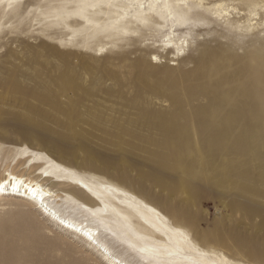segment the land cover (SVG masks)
<instances>
[{
	"label": "rangeland",
	"instance_id": "obj_1",
	"mask_svg": "<svg viewBox=\"0 0 264 264\" xmlns=\"http://www.w3.org/2000/svg\"><path fill=\"white\" fill-rule=\"evenodd\" d=\"M9 172L123 263L264 264V0H0ZM0 195V264H107Z\"/></svg>",
	"mask_w": 264,
	"mask_h": 264
},
{
	"label": "bare ground",
	"instance_id": "obj_2",
	"mask_svg": "<svg viewBox=\"0 0 264 264\" xmlns=\"http://www.w3.org/2000/svg\"><path fill=\"white\" fill-rule=\"evenodd\" d=\"M48 177V175H46ZM84 185L83 181H77ZM17 191V192H16ZM22 195L27 201L34 203L36 208L54 225L79 235L84 240L88 249L96 251L102 255L107 264H126L122 260L114 259L109 249L98 241L99 232L86 221H78L69 216L63 215L53 207L51 203L55 193L50 188L44 186L38 180L30 179L13 172L0 177V194ZM20 193V194H19ZM20 195V196H21ZM2 196L0 195V198ZM78 236V237H79Z\"/></svg>",
	"mask_w": 264,
	"mask_h": 264
}]
</instances>
